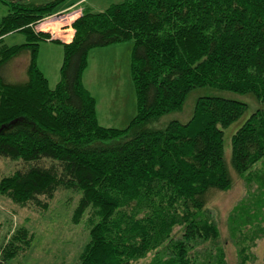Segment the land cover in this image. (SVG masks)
Wrapping results in <instances>:
<instances>
[{
	"label": "trees",
	"instance_id": "trees-1",
	"mask_svg": "<svg viewBox=\"0 0 264 264\" xmlns=\"http://www.w3.org/2000/svg\"><path fill=\"white\" fill-rule=\"evenodd\" d=\"M66 1L34 9L2 1L0 159L22 167L1 179L0 194L40 209L59 190L79 194L72 221L84 218L90 239L76 264H133L150 254L148 264H228L206 206L212 192L232 187L223 129L248 105L203 97L189 122L151 125L183 110L196 88L264 102V0H122L83 11L70 42L34 28ZM13 33L25 42L7 45ZM131 40L137 114L125 129L103 127L83 82L89 54ZM41 42L63 48L55 88L38 65ZM24 53L26 80L8 81L5 67ZM263 159L264 110H257L232 136L231 164L250 190L229 220L239 264L254 260L264 237V203L256 199L264 194V166L251 171ZM33 239L26 228L15 230L0 243V264H18Z\"/></svg>",
	"mask_w": 264,
	"mask_h": 264
},
{
	"label": "rangeland",
	"instance_id": "rangeland-1",
	"mask_svg": "<svg viewBox=\"0 0 264 264\" xmlns=\"http://www.w3.org/2000/svg\"><path fill=\"white\" fill-rule=\"evenodd\" d=\"M60 4L55 13L63 10L76 0H67ZM122 0H91L96 11L106 9L110 4ZM8 7L0 0V20L7 14ZM48 22L47 24H49ZM69 22L51 24L48 28H55L56 32L67 33L63 41L70 40ZM63 26V27H61ZM46 27V28H47ZM63 28V30L61 29ZM68 30L67 32H63ZM59 32V33H60ZM25 38L21 33H13L5 38L7 45L22 44ZM134 42L126 41L105 48L91 51L88 79L92 95L97 100L96 110L99 111L98 122L103 127L125 129L137 114L135 86L131 77V53ZM106 51H101V50ZM99 52V53H98ZM63 60L62 45L41 42L38 54V65L46 75L49 85L55 88L60 80V68ZM29 63V53H24L12 61L4 69L8 81L20 82L26 80V68ZM89 66V65H88ZM88 69V68H87ZM86 73V72H85ZM203 97L233 99L248 105L245 114L236 122L223 129L224 151L226 164L232 179V187L225 192H212L206 206L207 216L213 220L221 232V245L225 249L228 264H239L235 242L230 234V216L234 208L250 193L248 183L239 177L231 164L232 136L257 110H264V102H260L252 94H239L213 87H202L192 90L181 111L164 115L151 127L165 128L170 122L187 123L194 115L197 101ZM114 141L106 144L112 145ZM264 159L253 166L252 170L261 169ZM22 164L8 159H0V181L11 174ZM253 172V171H252ZM80 195L68 190H59L47 209L33 206L21 207L0 194V243H6L13 232L19 228H26L34 235L31 248L20 253L14 260L18 264H76L83 248L88 243L89 231L83 218L79 224L72 221L74 210ZM264 203V194L261 197ZM176 232L175 236H178ZM254 260L248 264H264V237L257 241L253 248ZM152 254L133 264H148Z\"/></svg>",
	"mask_w": 264,
	"mask_h": 264
},
{
	"label": "crops",
	"instance_id": "crops-1",
	"mask_svg": "<svg viewBox=\"0 0 264 264\" xmlns=\"http://www.w3.org/2000/svg\"><path fill=\"white\" fill-rule=\"evenodd\" d=\"M65 3H68V1H66ZM64 4V3H63ZM111 5V4H110ZM109 5V6H110ZM108 6V7H109ZM73 8V9H75V10H81L82 12L83 11H85V10H91V11H95V12H100V11H96L95 10V4H91V0H76L75 2H72V3H70L69 5H67L65 8ZM107 7V8H108ZM106 8V9H107ZM105 10V9H104ZM104 10H102V11H104ZM43 29V28H42ZM46 29H48V28H45L44 29V31H46L47 32V30ZM72 32V31H71ZM72 34H73V32H72ZM12 34H10V35H8V36H6L5 38H7V37H9V36H11ZM70 36V40H68V41H64V42H70L71 41V34L69 35ZM44 43H46V44H50L51 42H44ZM101 51H106L105 49L104 50H101ZM99 53V52H98ZM91 56H92V54H91V52H90V54H89V66H88V69L86 70V73L84 74V78H83V82H84V85H85V87L88 89V91H90V93H91V89H90V87H89V84H90V80L88 79V73H89V69H90V67H91V65H90V61H91ZM46 76V75H45ZM92 94V93H91ZM97 101V100H96ZM98 113V115H99V111L97 112ZM112 128V127H111Z\"/></svg>",
	"mask_w": 264,
	"mask_h": 264
},
{
	"label": "flooded vegetation",
	"instance_id": "flooded-vegetation-1",
	"mask_svg": "<svg viewBox=\"0 0 264 264\" xmlns=\"http://www.w3.org/2000/svg\"><path fill=\"white\" fill-rule=\"evenodd\" d=\"M5 2L19 3L20 5H25L29 9L37 8V6L42 7L43 4H48L51 0H1ZM43 10L46 8H42Z\"/></svg>",
	"mask_w": 264,
	"mask_h": 264
},
{
	"label": "built area",
	"instance_id": "built-area-1",
	"mask_svg": "<svg viewBox=\"0 0 264 264\" xmlns=\"http://www.w3.org/2000/svg\"><path fill=\"white\" fill-rule=\"evenodd\" d=\"M68 17H69V15H66L65 12H63V13H59V14L52 15L48 19L49 20H61V21H65V20L68 19Z\"/></svg>",
	"mask_w": 264,
	"mask_h": 264
}]
</instances>
